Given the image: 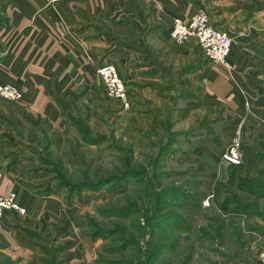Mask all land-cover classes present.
Instances as JSON below:
<instances>
[{"label": "rangeland", "instance_id": "rangeland-1", "mask_svg": "<svg viewBox=\"0 0 264 264\" xmlns=\"http://www.w3.org/2000/svg\"><path fill=\"white\" fill-rule=\"evenodd\" d=\"M120 79L125 102L101 82L56 124L24 119L0 131V157L19 160L27 183V208L12 213L30 237L0 264H260L263 122L231 129L221 108L194 112L189 91L157 101ZM235 131L243 158L231 166L220 153Z\"/></svg>", "mask_w": 264, "mask_h": 264}, {"label": "crops", "instance_id": "crops-1", "mask_svg": "<svg viewBox=\"0 0 264 264\" xmlns=\"http://www.w3.org/2000/svg\"><path fill=\"white\" fill-rule=\"evenodd\" d=\"M207 8L211 25L231 38L228 70L206 61L193 43L177 45L169 36L174 20ZM100 64L145 85L154 100L189 91L194 112L212 115L218 107L231 129L238 123L252 129L260 120L264 126V0H0V85L19 92L13 105L0 100V131L24 119L56 124L65 109L76 111L99 93ZM8 162L0 157V196L15 192L27 208V183L16 172L21 162ZM33 209L26 213L30 222L37 218ZM12 212L0 220L4 255L29 237Z\"/></svg>", "mask_w": 264, "mask_h": 264}, {"label": "built area", "instance_id": "built-area-1", "mask_svg": "<svg viewBox=\"0 0 264 264\" xmlns=\"http://www.w3.org/2000/svg\"><path fill=\"white\" fill-rule=\"evenodd\" d=\"M171 40L177 44L193 43L201 52L202 56L213 65L228 70L226 57L231 44V38L226 31H222L211 25L205 10H197L188 20L182 22L174 20L169 30ZM96 74L100 78L105 94L121 102L126 101V88L119 78L116 69L111 64H100L96 68ZM0 100L16 102L19 100V92L10 85H0ZM243 158L239 132L235 135L226 149L220 153V159L231 166L239 165ZM16 195L8 192L0 196V220L9 211L19 215L24 210L18 207ZM260 264H264V253L259 254Z\"/></svg>", "mask_w": 264, "mask_h": 264}]
</instances>
